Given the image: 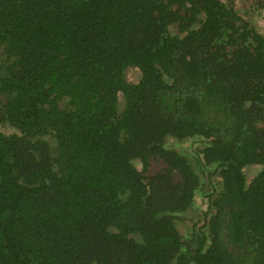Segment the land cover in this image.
Returning <instances> with one entry per match:
<instances>
[{"label":"trees","instance_id":"16d2710c","mask_svg":"<svg viewBox=\"0 0 264 264\" xmlns=\"http://www.w3.org/2000/svg\"><path fill=\"white\" fill-rule=\"evenodd\" d=\"M235 3L0 0V264H264V33Z\"/></svg>","mask_w":264,"mask_h":264},{"label":"rangeland","instance_id":"374dc122","mask_svg":"<svg viewBox=\"0 0 264 264\" xmlns=\"http://www.w3.org/2000/svg\"><path fill=\"white\" fill-rule=\"evenodd\" d=\"M255 2L258 4V0H236V3L234 4V8L239 15L243 16L245 19L250 21L254 25V27L257 28V30L264 33V11L261 10L259 11L255 10L253 12L250 11V8L251 10H254L253 6H255L254 5ZM138 77H139V72L137 70L135 69L127 70L126 78L129 82H137ZM119 102L122 106L123 99L121 96L119 97ZM0 130L4 132H10L11 127L7 125H2L0 126ZM167 145L178 147V144L175 141L173 142L169 141ZM197 146H200L199 141L185 145L184 150L186 152H191L190 154H192ZM244 171L247 176V179H250L255 173V169L250 167L245 168ZM204 207L205 206H204L202 194L200 193V191H198L195 195V203L193 207L194 209L188 213L183 214L182 215L183 219L177 225L178 230L180 231V233L183 235L184 238L189 235L194 221L200 220L202 218L201 211L204 210Z\"/></svg>","mask_w":264,"mask_h":264}]
</instances>
